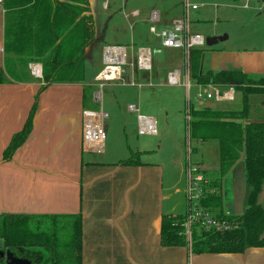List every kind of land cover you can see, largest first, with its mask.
I'll use <instances>...</instances> for the list:
<instances>
[{
	"label": "crops",
	"instance_id": "0c3cea01",
	"mask_svg": "<svg viewBox=\"0 0 264 264\" xmlns=\"http://www.w3.org/2000/svg\"><path fill=\"white\" fill-rule=\"evenodd\" d=\"M161 1L168 3V0H157L154 4L134 8L127 17L124 15V2L121 16L126 22L129 17L138 19L136 22H142L149 28L150 14L155 11L159 15L156 29L169 27L174 20L181 17L163 10ZM106 7L104 9H107ZM133 12L137 15L133 16ZM113 18L109 16L108 21ZM4 19L2 3L0 68L3 67L4 61ZM128 27L131 32V26ZM130 37L129 44H109L104 36L96 35L94 26V41L85 49L83 81L80 83L52 84L38 94L41 87V66L31 63L28 68L34 81L0 85V215L68 216L80 212L81 264H264V248H249L236 254L195 255L185 247L161 246L162 217L183 216L186 213L187 175L184 169L182 203L177 202L175 196L180 190H172L174 186L171 174L174 168L180 173L182 170L176 162L167 161L165 153H162L163 132L158 118L162 103L166 102L163 101L164 96L158 88H161V84L175 88L166 85V75L171 69L182 71L184 64L182 63L181 70L176 66H160L155 68V71L151 69L149 72H140L130 64L134 61L135 51L139 48L149 49L150 45H154L144 30L141 37L137 38L140 47L134 51V44L131 42L134 38L132 35ZM108 46L126 47L129 50L132 47L129 51V65L123 71V82L116 84L122 88L117 92L118 97L113 92H96L95 78L103 67V49ZM163 49L158 43L153 50L160 52ZM202 49L204 52L200 57L199 75L240 72L253 81H264V53L244 58L239 54L220 52L214 46L195 50ZM30 66L40 70V77L31 74ZM91 67V73L94 75L92 79L89 78L91 73L89 77L87 74ZM188 82L189 89L185 90L187 96L192 83L197 89V94L205 87L196 83L191 77V71ZM87 88H91L90 96H93V100L94 96L98 95L99 100H94L95 102H108L109 96L112 95V104L116 110L126 114L120 123V136L116 138L115 144L105 145L103 153L98 154V157L85 152L81 142V112L84 109H93L91 97L86 100ZM230 88L219 90L225 92ZM236 92L238 91L234 90V100L230 102L203 98L198 100L197 97L196 100H214L216 104H229L235 101ZM36 96L37 107L30 134L14 152L11 160L2 162L3 151L12 136L22 130ZM129 106L135 108L134 112ZM204 109L222 113L240 112L243 110V101L241 109L236 110L212 109L208 106H200L194 110ZM99 110L103 112V106ZM139 112H144V115ZM132 113H136V118ZM106 114L109 118L107 112ZM138 115L153 122L154 135L138 134ZM236 122L242 126L251 122H264V94L251 96L247 118ZM107 126L105 124V130H108ZM192 142L190 152L196 157L193 164L199 168L203 180L212 183L203 185V191L206 192L202 198L213 194L220 195L224 212L228 215L232 207L225 203L224 188L226 199H230L231 194L243 183V208L246 189L243 162H237L223 176L220 170L218 143L213 140ZM208 146L217 148V169L213 173L208 169V165H204L205 161L201 155L202 149ZM133 155L135 165H122V162L129 160ZM261 200L264 205V187ZM177 204L182 206L180 213H175ZM43 259L44 253L40 248H7L0 239V261L4 264H40Z\"/></svg>",
	"mask_w": 264,
	"mask_h": 264
},
{
	"label": "trees",
	"instance_id": "16d2710c",
	"mask_svg": "<svg viewBox=\"0 0 264 264\" xmlns=\"http://www.w3.org/2000/svg\"><path fill=\"white\" fill-rule=\"evenodd\" d=\"M4 61L0 85L34 81L29 65L41 66L42 92L52 84L83 81L85 49L94 41V22L88 0H3ZM202 50H191V77L199 85L223 90L232 87L242 94L243 110L216 112L186 109V148L192 140L216 141L223 176L240 160L243 162L246 201L239 215L225 214L221 196L208 195L200 206L236 228L220 233L192 227L190 246L184 236L185 216L165 215L160 226L163 248L185 247L192 254H236L249 248H264V122L241 125L247 118L250 97L264 94V81H253L240 72L199 75ZM90 99L91 88L85 89ZM37 94V96H38ZM37 96L22 130L14 134L2 153V162L11 160L32 130ZM192 151V150H191ZM192 152H190L191 154ZM135 158L122 162L135 165ZM79 212L68 216L0 215V239L7 248L37 247L44 253L40 264H81ZM0 264H4L0 261Z\"/></svg>",
	"mask_w": 264,
	"mask_h": 264
},
{
	"label": "rangeland",
	"instance_id": "374dc122",
	"mask_svg": "<svg viewBox=\"0 0 264 264\" xmlns=\"http://www.w3.org/2000/svg\"><path fill=\"white\" fill-rule=\"evenodd\" d=\"M141 1L143 0H88L96 35L104 36L106 43L109 44H129L131 39L130 36L132 35L134 39L131 42L134 44L133 49L135 51L140 47V44L137 43V38L141 37V33H143L145 30V34L150 39L151 44L154 46L158 45L159 40L153 35H149L147 31L148 26L146 24H143L142 22H136L138 19H133L131 17H129L126 22L121 16L124 2L125 14L127 16L134 8H141L145 5L154 4L157 2V0H145L144 2L140 3ZM183 1L184 0H168V3L161 2L163 10L173 15L175 14V16L178 15L182 18L184 17ZM187 1L190 6L197 7V10H190L188 14V20L190 22V36L198 35L204 38V40L212 37L225 36L226 40L217 43L214 48L220 52L239 54L244 58H246L245 56L250 58L252 56L264 53V0H250L248 2H245L244 0ZM105 4L107 5V9H104ZM109 16L114 17L110 22L108 21ZM128 26H131V32L129 31ZM154 46L152 47L150 45L149 48L151 51V61L153 66L152 71H155V68L160 66H176L181 70L182 63L184 64V56L181 50L163 49L160 52H155V50H153ZM93 54L94 52H92V55ZM88 64H90V61H88ZM91 70L92 67L89 69V73L87 72L88 77L91 73ZM173 70L174 69H171L170 71ZM92 77H94L93 73H91L89 78L92 79ZM116 84V82L104 83L103 86L100 87L98 83H95L96 92L104 94L113 92L117 96L119 94L117 92H120L122 88L118 87ZM160 86L161 88L158 89H161V94L164 96L163 101L166 102L162 103V110L160 117L158 118L160 120L159 125L162 127L161 129L163 132L161 146L162 153H165L167 161L176 162L181 166L182 173H180L177 168H174L171 175L174 186L172 190H180V193L176 194L175 196L176 201L182 203L181 191L183 190L184 186L183 172L187 163H194L196 158L193 153L189 156L186 155V107L197 109L200 108V106H208L212 109H241L242 95L239 92H236L235 101L233 103L216 104L214 100H206L202 102L196 100L197 89L194 87L193 83L188 92V96L185 92V89L182 87L169 88L164 84H161ZM201 93L204 95L207 93V91L202 89ZM109 98L110 99H108V102L106 101L101 103L95 102L93 100V96H91V101L93 103L92 108L95 111H100L99 109L101 106H103V112L105 111L104 113L107 112L109 115V118L107 117V119L103 122L104 130L105 124L106 126L108 125V130H105L106 141L104 146H113L115 144L116 138L120 136V123L124 120L126 115L116 110V107L112 104V95L111 97L109 96ZM203 99L205 98L203 97ZM146 107L148 108V106ZM139 113L140 115H144V112ZM131 115L136 118V113H132ZM158 133L161 134V131L158 130ZM187 144L189 148L193 147L192 141L187 142ZM201 155L203 157V161H205L204 165H208V169L212 173L216 171L218 162L217 148L213 146L205 147L202 149ZM95 157H98V154H95ZM208 183L212 184L211 181H204V184ZM215 189L218 191L217 186ZM204 192L206 191H203V193ZM247 192L248 188L245 189L243 206L246 201ZM181 208L182 206H178L177 204L175 213H180L182 211ZM212 215L217 216V213H212Z\"/></svg>",
	"mask_w": 264,
	"mask_h": 264
},
{
	"label": "built area",
	"instance_id": "2783aa9c",
	"mask_svg": "<svg viewBox=\"0 0 264 264\" xmlns=\"http://www.w3.org/2000/svg\"><path fill=\"white\" fill-rule=\"evenodd\" d=\"M248 2L250 0H244ZM3 0H0L2 5ZM107 5L105 4L104 7ZM184 17L179 20H174L169 27L157 30L155 24L159 20L157 12L150 14L151 25L148 28L149 34L153 35L159 40L161 48L164 49H176L181 50L184 56V67L182 71L173 70L169 71L166 75V85L170 87H182L185 90L189 89V72L190 63L189 56L190 51L197 48H204V38L201 36L189 35V20L188 14L191 11L197 10L196 6H190L187 0L183 3ZM125 17L126 14H124ZM133 16L137 13L133 12ZM132 47L130 48V50ZM129 49L119 46H108L103 49V68L97 74L95 82L100 87L104 83H122V75L124 68L129 65ZM134 61L130 63L140 72H149L152 69L151 52L146 48H139L135 51ZM31 74L35 77H40V70L35 66L31 67ZM207 91L204 95L199 92L196 97L201 100L214 99L216 101H233V88L228 89L225 92H220L216 87L208 84L204 88ZM94 100L98 101V95L94 96ZM189 107H187L188 109ZM129 109L134 112L135 108L129 106ZM107 114L102 111H95L92 109H84L81 112V142L85 152L93 154H102L104 151L105 143V130L103 127L104 120L107 119ZM188 120V118H187ZM138 134L139 135H154L155 127L153 122L144 116H137ZM186 155H190L189 146L186 148ZM186 188L185 199L187 210L185 213L184 236L190 246L192 227L204 229L206 231H216L220 233L228 232L236 228V225L232 222H228L217 218L216 216L205 211L200 206V200L203 196L204 180L199 168L193 163H187L186 167Z\"/></svg>",
	"mask_w": 264,
	"mask_h": 264
},
{
	"label": "water",
	"instance_id": "95a60500",
	"mask_svg": "<svg viewBox=\"0 0 264 264\" xmlns=\"http://www.w3.org/2000/svg\"><path fill=\"white\" fill-rule=\"evenodd\" d=\"M226 40V37H212V38H207L204 40L205 43V47H213L215 46L217 43L222 42ZM227 179L225 180V184H226ZM243 181V178H242ZM226 189L224 188V198H225V203L226 204H230V206L232 207V211L231 213H228L229 216H234V215H239L242 212V200H243V195H244V185L243 183L240 185V187L231 194L230 199H226ZM230 195V194H229ZM228 195V196H229Z\"/></svg>",
	"mask_w": 264,
	"mask_h": 264
}]
</instances>
